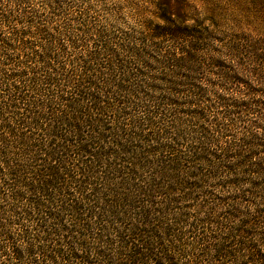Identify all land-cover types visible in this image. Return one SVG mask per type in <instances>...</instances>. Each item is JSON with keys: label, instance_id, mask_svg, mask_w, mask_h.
<instances>
[{"label": "trees", "instance_id": "1", "mask_svg": "<svg viewBox=\"0 0 264 264\" xmlns=\"http://www.w3.org/2000/svg\"><path fill=\"white\" fill-rule=\"evenodd\" d=\"M209 2L0 0V264H264V20Z\"/></svg>", "mask_w": 264, "mask_h": 264}, {"label": "rangeland", "instance_id": "2", "mask_svg": "<svg viewBox=\"0 0 264 264\" xmlns=\"http://www.w3.org/2000/svg\"><path fill=\"white\" fill-rule=\"evenodd\" d=\"M81 3L78 4L84 7L85 10H91L95 12L100 18L106 15V12H112L116 9V3L122 0H78ZM210 9L216 7L218 11H226V14L232 15V12H236L235 15L250 16L260 15L264 20V0H210ZM34 9H41L45 5V0H31V4ZM223 9V10H222ZM251 12V13H250ZM236 17V16H235ZM247 19L237 18V21L244 23Z\"/></svg>", "mask_w": 264, "mask_h": 264}]
</instances>
